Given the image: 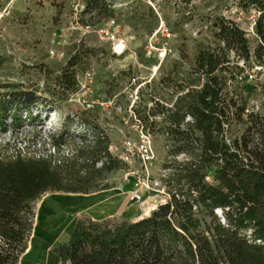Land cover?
Wrapping results in <instances>:
<instances>
[{
  "label": "trees",
  "instance_id": "obj_1",
  "mask_svg": "<svg viewBox=\"0 0 264 264\" xmlns=\"http://www.w3.org/2000/svg\"><path fill=\"white\" fill-rule=\"evenodd\" d=\"M82 2L78 15L84 25L114 14L106 0ZM237 5L256 13V44L250 47L232 19L212 16L207 21L216 43H197L182 93L169 106L155 100L147 117L138 116L152 133L149 115H162L158 129L170 157L163 164L170 169L163 180L167 199L131 221L78 218L68 240L52 248L62 264H264V100L248 107L235 92L238 65L230 58L233 52L244 63L264 66V0H237ZM82 55L76 50L56 75L62 90L76 89L72 67ZM0 87L8 88L0 91V122L15 120L39 100L33 90ZM68 121L69 116L60 132L49 136L57 153L69 135ZM81 139L69 155L19 151L0 157V264H18L43 193L88 194L113 187L103 181L125 164L109 151V139L102 133Z\"/></svg>",
  "mask_w": 264,
  "mask_h": 264
},
{
  "label": "rangeland",
  "instance_id": "obj_2",
  "mask_svg": "<svg viewBox=\"0 0 264 264\" xmlns=\"http://www.w3.org/2000/svg\"><path fill=\"white\" fill-rule=\"evenodd\" d=\"M106 1L114 13L110 18L126 39L127 48L119 56L97 34L108 18L89 25L79 21L82 0L0 1V86L13 84L39 96L15 120L0 122V157L19 151L24 156L48 151L69 155L81 146L82 136L88 141L102 133L110 141L111 154L125 164L103 181L113 186L109 190L117 199V211L122 210L107 219L131 221L167 199L163 180L170 170L163 167L170 157L158 129L162 115H149L155 122L150 142L142 136L138 116L147 117L155 100L169 106L182 93L180 85L193 67L197 43H216L208 19L216 14L232 19L245 31L252 48L257 42L256 13L241 9L237 0ZM50 49L63 57L50 56ZM76 50L84 53L72 67L76 89L62 90L55 83L56 75ZM230 58L238 65L232 79L235 92L248 107L256 108L264 100V66L252 60L244 63L233 52ZM86 71L90 77L84 78ZM248 74L252 78L243 81ZM243 84L254 88L247 92ZM84 99L93 104L85 106ZM67 116L69 135L57 153L49 136L60 132ZM135 190L140 192L139 200L129 198V191Z\"/></svg>",
  "mask_w": 264,
  "mask_h": 264
},
{
  "label": "crops",
  "instance_id": "obj_3",
  "mask_svg": "<svg viewBox=\"0 0 264 264\" xmlns=\"http://www.w3.org/2000/svg\"><path fill=\"white\" fill-rule=\"evenodd\" d=\"M116 204L117 199L109 189L88 194L43 193L35 202L32 230L18 264H62L52 248L68 240L76 220L81 217L103 220L115 216L122 211H117Z\"/></svg>",
  "mask_w": 264,
  "mask_h": 264
},
{
  "label": "built area",
  "instance_id": "obj_4",
  "mask_svg": "<svg viewBox=\"0 0 264 264\" xmlns=\"http://www.w3.org/2000/svg\"><path fill=\"white\" fill-rule=\"evenodd\" d=\"M6 5H8V3ZM6 7H8V6H6ZM6 7L4 10H6ZM0 15H2V13H0ZM76 24H77V22H76ZM86 27H88V26H86ZM120 30H121L120 25L114 20V18H110V17L97 30V34H98L99 38L104 40L106 43H108L110 51L112 52V54H114L116 56L123 54L127 48L126 39L123 37V35H121ZM49 55L55 56L57 58L63 57L62 56L63 54L61 52H57L56 50H53V49L49 50ZM88 76L90 77V72L86 71L84 78L88 77ZM247 77L252 78V75L249 74ZM85 86H86V84L82 83L81 87H85ZM82 101L85 104V106H87V107H89L93 104L92 101L89 102L85 99ZM139 123L141 126L142 136L148 142H150L151 134L147 130L143 129V126H142L140 121H139ZM129 198L131 200H139L140 199V192H138L136 190L135 191H129ZM159 203H161V202H159ZM158 204H154L152 206V209L156 208V206Z\"/></svg>",
  "mask_w": 264,
  "mask_h": 264
}]
</instances>
